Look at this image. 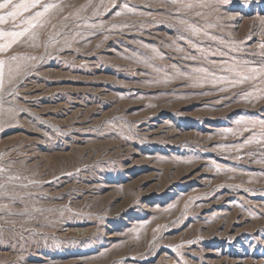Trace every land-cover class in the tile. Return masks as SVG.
I'll return each mask as SVG.
<instances>
[{
  "label": "rangeland",
  "instance_id": "rangeland-1",
  "mask_svg": "<svg viewBox=\"0 0 264 264\" xmlns=\"http://www.w3.org/2000/svg\"><path fill=\"white\" fill-rule=\"evenodd\" d=\"M0 264H264V0L0 8Z\"/></svg>",
  "mask_w": 264,
  "mask_h": 264
},
{
  "label": "snow or ice",
  "instance_id": "snow-or-ice-1",
  "mask_svg": "<svg viewBox=\"0 0 264 264\" xmlns=\"http://www.w3.org/2000/svg\"><path fill=\"white\" fill-rule=\"evenodd\" d=\"M37 2H38V0H37ZM10 4H12V0H4V3L0 4V8H8ZM35 6H36V4L33 3L31 5H15L14 7H16V8H21L22 7L25 10H27L28 7H35ZM8 15L14 16V15H16V13L15 12H10V13H8Z\"/></svg>",
  "mask_w": 264,
  "mask_h": 264
}]
</instances>
